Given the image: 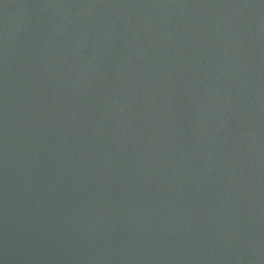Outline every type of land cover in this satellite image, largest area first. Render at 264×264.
<instances>
[{"label": "water", "instance_id": "95a60500", "mask_svg": "<svg viewBox=\"0 0 264 264\" xmlns=\"http://www.w3.org/2000/svg\"><path fill=\"white\" fill-rule=\"evenodd\" d=\"M0 264H264V0H0Z\"/></svg>", "mask_w": 264, "mask_h": 264}]
</instances>
